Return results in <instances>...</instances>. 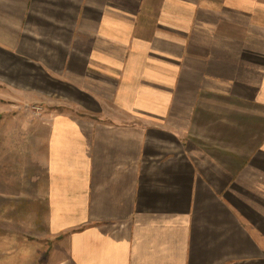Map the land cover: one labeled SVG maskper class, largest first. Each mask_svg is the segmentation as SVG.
Instances as JSON below:
<instances>
[{
    "label": "crops",
    "instance_id": "obj_1",
    "mask_svg": "<svg viewBox=\"0 0 264 264\" xmlns=\"http://www.w3.org/2000/svg\"><path fill=\"white\" fill-rule=\"evenodd\" d=\"M34 87L52 264H264V0H0V116Z\"/></svg>",
    "mask_w": 264,
    "mask_h": 264
},
{
    "label": "rangeland",
    "instance_id": "obj_2",
    "mask_svg": "<svg viewBox=\"0 0 264 264\" xmlns=\"http://www.w3.org/2000/svg\"><path fill=\"white\" fill-rule=\"evenodd\" d=\"M35 89L29 88L26 101H19L18 108L12 100L11 106L6 107L12 111H5L12 113L10 117L0 116V131L5 128L3 120L11 122L5 134H0V161L7 142L15 156L10 160L4 157L11 173L4 174L0 168V264H52L54 258L67 252L54 244L53 235L47 231L42 194L47 124L53 113L63 110L53 105L50 92L42 95ZM67 109L75 113L72 108ZM15 136L34 140L7 141Z\"/></svg>",
    "mask_w": 264,
    "mask_h": 264
}]
</instances>
